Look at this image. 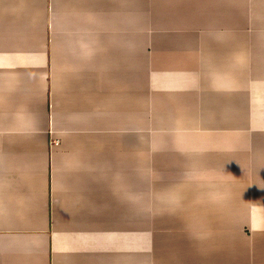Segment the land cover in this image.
Returning a JSON list of instances; mask_svg holds the SVG:
<instances>
[{"label":"crops","instance_id":"obj_1","mask_svg":"<svg viewBox=\"0 0 264 264\" xmlns=\"http://www.w3.org/2000/svg\"><path fill=\"white\" fill-rule=\"evenodd\" d=\"M0 264H264V0H0Z\"/></svg>","mask_w":264,"mask_h":264},{"label":"rangeland","instance_id":"obj_2","mask_svg":"<svg viewBox=\"0 0 264 264\" xmlns=\"http://www.w3.org/2000/svg\"><path fill=\"white\" fill-rule=\"evenodd\" d=\"M146 226H149V227H150V225H149V224H147Z\"/></svg>","mask_w":264,"mask_h":264},{"label":"bare ground","instance_id":"obj_3","mask_svg":"<svg viewBox=\"0 0 264 264\" xmlns=\"http://www.w3.org/2000/svg\"><path fill=\"white\" fill-rule=\"evenodd\" d=\"M137 247V246H136Z\"/></svg>","mask_w":264,"mask_h":264}]
</instances>
